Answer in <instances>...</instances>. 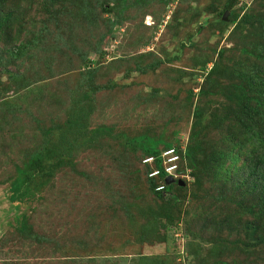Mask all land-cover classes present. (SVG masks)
Instances as JSON below:
<instances>
[{
    "label": "rangeland",
    "instance_id": "374dc122",
    "mask_svg": "<svg viewBox=\"0 0 264 264\" xmlns=\"http://www.w3.org/2000/svg\"><path fill=\"white\" fill-rule=\"evenodd\" d=\"M89 1L86 15L77 8L76 16L61 13L47 25L44 8L68 2L0 0V17L10 12L13 19L0 38V181L35 149L71 146L69 164L33 200L11 203L9 182L0 184V264H264V243L235 245L244 238L235 223L250 217L227 200L243 187L230 192L221 179L188 169L178 196L157 200L139 169L141 152L116 137L185 147L195 108L202 124L225 115L232 104L217 87L229 81L219 76L214 87L207 71L222 49L227 66L261 68L239 51L242 39L257 38L254 30L232 31L230 13L241 16L251 6L257 13L264 0ZM44 25L43 42L26 45ZM21 44V57L11 59ZM69 119L78 123L69 127ZM99 128L106 129L101 136ZM225 129L208 139L219 140ZM22 214L62 249L39 252L23 240L16 227Z\"/></svg>",
    "mask_w": 264,
    "mask_h": 264
},
{
    "label": "trees",
    "instance_id": "16d2710c",
    "mask_svg": "<svg viewBox=\"0 0 264 264\" xmlns=\"http://www.w3.org/2000/svg\"><path fill=\"white\" fill-rule=\"evenodd\" d=\"M65 1L68 2L67 6L64 3L55 2L58 4L57 9L50 10L47 6L44 8L43 12L47 14V25L50 22H56L55 19L61 13L67 16H76L77 8L80 9L79 12L82 16L83 14L86 15L87 9L92 4L89 0ZM95 1L99 4L98 0ZM259 5L257 13L250 9L252 6L241 16L233 15L231 12L230 16L233 18L230 20V24L233 25L232 31H237L246 26L252 27L257 38L255 37L252 42L242 39L239 44V51L248 59L253 58L257 62L261 61V68L245 70L243 68L245 61L235 62V65H229V67L223 64L224 50L222 49L218 52L217 59L206 74L207 81L216 83L214 87L218 86L216 78L219 76L225 81H229V86L226 89L219 90V86L217 87L218 92H221L232 104L227 108L225 115L217 117L213 122L202 124L201 111L199 108H195L193 112L194 121L183 152L180 150V143L163 141L146 135L130 139H127L125 135H116L119 139L124 140L126 148L138 149L141 152L138 162L139 169L144 175L148 190L157 200H173L178 196L176 191L182 189L181 186L175 184L177 181H174L173 184H165V175L161 171L155 177L148 176L153 170H161L160 155L169 148L179 151L180 160L178 164L181 170L189 168L192 170L193 175L194 173L197 174L198 178L204 174L211 175L214 180L219 178L222 183L228 186L230 192L238 191L243 187L244 191L230 194L227 201L250 217L244 226L235 223V230L242 232L244 237L235 240V245H240L243 248L250 247L251 249L264 243V5ZM91 9L92 7L89 14H91ZM86 17L90 19V16L87 15ZM12 22L10 12H7L3 18L0 17V38L1 34L10 30ZM113 25L112 23L111 27ZM46 28V25L43 28L40 27L39 31L26 42V45L31 44V48L38 47L39 43L43 42L41 34L45 30L48 32L49 28ZM19 36L20 33L16 34V37ZM26 45L24 44V46ZM24 46L21 44L16 50L13 48L9 52L10 58H20ZM232 88L234 89L233 92L231 91ZM227 90L231 93V96L225 95ZM218 92H215V95ZM208 93L209 88L199 92L203 95ZM82 98L85 101L91 100V93L82 94ZM75 119L77 120V118ZM75 119L68 120L69 127L78 123V120L75 121ZM223 125L226 126L224 136L221 135L217 141L209 140L207 135L211 134L213 130L219 131ZM103 130V128H99V132L96 131L95 133H99L101 136ZM219 133L221 134V131ZM64 149L65 147L61 148L60 146L58 148L54 144L43 146L40 149H35L22 166L14 167L15 175L12 178L8 177L7 181H0V184L9 182L7 184L9 201L17 203L33 200L36 194L52 181L58 170L69 164L66 161L71 157V146L67 144L65 151ZM149 157L154 158V161L143 163V160ZM160 185H165L164 190L156 191V188ZM27 220L24 214L16 218L17 233L23 240L36 245L39 252L48 249H62L61 247L57 248V245H60L57 239L45 233H36ZM258 232H261V234L259 235ZM136 239L141 241L143 237L139 235ZM251 239L253 242H251ZM250 253L252 251L244 252L243 256H248ZM247 262L248 260L242 259V264H247ZM159 264H166V262L160 261ZM233 264L238 263L233 261Z\"/></svg>",
    "mask_w": 264,
    "mask_h": 264
},
{
    "label": "built area",
    "instance_id": "2783aa9c",
    "mask_svg": "<svg viewBox=\"0 0 264 264\" xmlns=\"http://www.w3.org/2000/svg\"><path fill=\"white\" fill-rule=\"evenodd\" d=\"M185 147L181 146L180 150L184 151ZM161 170H153L149 173V177H155L159 175L160 171L164 173L165 179L170 177L174 181H181L183 179L188 180L189 178V168L181 170L179 168L180 155L179 151L174 148H169L164 150L161 155ZM154 158L149 157L143 160V163H152ZM165 185H160L156 188V191H163Z\"/></svg>",
    "mask_w": 264,
    "mask_h": 264
},
{
    "label": "water",
    "instance_id": "95a60500",
    "mask_svg": "<svg viewBox=\"0 0 264 264\" xmlns=\"http://www.w3.org/2000/svg\"><path fill=\"white\" fill-rule=\"evenodd\" d=\"M225 19H226V13L223 14V20H225ZM172 183H174V180L172 178L168 177L165 179V184L168 185V184H172ZM177 184L181 187L184 186V183L181 181H177Z\"/></svg>",
    "mask_w": 264,
    "mask_h": 264
}]
</instances>
